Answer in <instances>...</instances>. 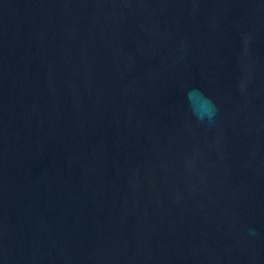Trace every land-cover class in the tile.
<instances>
[{"label": "water", "instance_id": "obj_1", "mask_svg": "<svg viewBox=\"0 0 264 264\" xmlns=\"http://www.w3.org/2000/svg\"><path fill=\"white\" fill-rule=\"evenodd\" d=\"M0 264H264V0H0Z\"/></svg>", "mask_w": 264, "mask_h": 264}, {"label": "clouds", "instance_id": "obj_2", "mask_svg": "<svg viewBox=\"0 0 264 264\" xmlns=\"http://www.w3.org/2000/svg\"><path fill=\"white\" fill-rule=\"evenodd\" d=\"M207 104H208L207 116H208V119L211 120L212 116H213L214 109H213V105L211 104V102H207ZM204 115L205 114L201 113L198 115L197 118L202 121L204 119Z\"/></svg>", "mask_w": 264, "mask_h": 264}]
</instances>
